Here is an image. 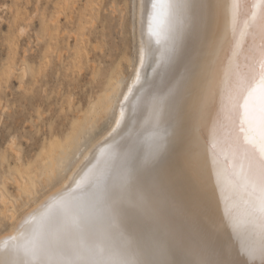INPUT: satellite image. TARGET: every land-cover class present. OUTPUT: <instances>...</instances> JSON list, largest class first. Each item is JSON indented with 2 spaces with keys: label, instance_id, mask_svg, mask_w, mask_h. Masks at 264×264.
Returning a JSON list of instances; mask_svg holds the SVG:
<instances>
[{
  "label": "bare ground",
  "instance_id": "6f19581e",
  "mask_svg": "<svg viewBox=\"0 0 264 264\" xmlns=\"http://www.w3.org/2000/svg\"><path fill=\"white\" fill-rule=\"evenodd\" d=\"M153 2L157 4L155 10ZM138 3L141 57V50L146 54L150 45L156 47L150 33L175 32L181 27L182 14L176 8L170 9L168 0ZM229 4L230 0H222V7L213 13L202 56L205 73L199 87L183 101L181 139L171 144L163 162L167 140H172L175 131V113L170 103L161 99L162 94L147 88V82L154 79L151 65L141 68L139 62L128 88L133 86L137 73L142 83L133 88L131 96L128 89L122 93L127 99L121 97V105H116L119 111L111 131L86 149L76 148L77 139H73L57 157L52 154L54 158L45 169L50 179L64 172L66 175L58 187L46 192L33 206L25 207L22 215H8L5 207L1 210V219L11 225L0 236V264H214L231 260L264 264L259 255H237L234 248L222 251L230 229L217 234L208 232L210 224L220 223L228 199L224 195L227 177L224 192L213 187L212 144H216L218 159L227 154L221 96L224 74L239 39ZM245 19L242 9L237 20L239 30ZM259 45V32L248 30L236 58L241 72L248 62L246 57L253 55ZM189 47L198 49L199 44L190 41ZM120 79L100 101L104 112L116 103L122 87ZM157 108L161 109L159 121ZM189 135L194 141L193 165L181 172L184 137ZM10 151L20 161L14 139ZM160 167L170 178L169 187L160 175ZM201 168L203 182L198 179ZM6 198L1 188L0 200L5 202ZM8 202L0 203L7 207ZM235 202L239 204L238 196ZM2 225L5 223L0 221Z\"/></svg>",
  "mask_w": 264,
  "mask_h": 264
},
{
  "label": "rangeland",
  "instance_id": "374dc122",
  "mask_svg": "<svg viewBox=\"0 0 264 264\" xmlns=\"http://www.w3.org/2000/svg\"><path fill=\"white\" fill-rule=\"evenodd\" d=\"M138 11V0H0V189L11 201L0 200V236L11 225L4 207L19 217L66 175L50 179L53 155L73 139L86 149L115 125L139 63Z\"/></svg>",
  "mask_w": 264,
  "mask_h": 264
},
{
  "label": "snow or ice",
  "instance_id": "6c2138e0",
  "mask_svg": "<svg viewBox=\"0 0 264 264\" xmlns=\"http://www.w3.org/2000/svg\"><path fill=\"white\" fill-rule=\"evenodd\" d=\"M167 6L181 12V27L175 32L164 34L153 30L154 45L145 54L141 50L140 66L151 65L153 80L147 88L161 99L170 103L174 110V134L167 140L166 158L171 144L181 139L180 112L183 101L199 87L205 73L202 59L207 44V33L213 13L222 7V0H168ZM151 7L155 10L157 4ZM234 31L239 39L224 74L221 111L227 127V154L217 158L216 144H212L213 165L215 168L214 190L224 192L227 177L228 196L224 216L220 223L208 226L209 234L222 233L230 229L229 239L221 246L222 251L235 249L237 255L247 252L249 256L259 255L264 260V0H230ZM245 11L243 29L237 25L238 15ZM154 18V17H153ZM151 28V21L149 22ZM248 30L258 31L260 45L254 54L246 57L245 71L239 70L236 58L240 54L241 42ZM199 44L191 49L189 42ZM142 83L140 73L136 74L133 86L128 88L131 96L133 88ZM147 90V89H145ZM127 99V97H124ZM156 117L160 120L161 109L157 108ZM124 109L121 110L123 116ZM185 149L181 172L193 165L194 141L191 135L184 137ZM161 177L168 187L170 178L160 167ZM198 179L203 182L201 168ZM232 193V195H229ZM239 197V204L235 202ZM214 264H242L241 261H216Z\"/></svg>",
  "mask_w": 264,
  "mask_h": 264
}]
</instances>
